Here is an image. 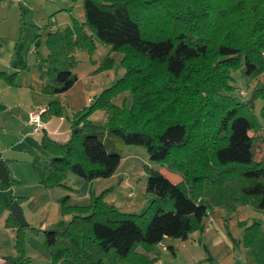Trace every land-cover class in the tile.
<instances>
[{
	"label": "trees",
	"instance_id": "trees-1",
	"mask_svg": "<svg viewBox=\"0 0 264 264\" xmlns=\"http://www.w3.org/2000/svg\"><path fill=\"white\" fill-rule=\"evenodd\" d=\"M82 1L83 21L74 19L64 29L48 33V53L40 58V64L47 67L44 92H64L73 85L77 76L72 71V53L76 48L91 52L95 39L110 50L123 52L126 71L87 108L75 112L65 142H57L43 131L41 144L51 158L42 169L41 184L63 185L68 171L87 181L109 177L120 163L122 147L128 144L144 146L151 161L168 164L184 178L172 182L161 171L149 168L146 191L154 197L140 214L122 212L101 196L80 207L68 206V195L63 196L59 199L61 212L72 214L67 228L44 231L43 245L50 249L52 262L153 263L158 257L139 254L138 246L149 252L164 237L187 240L214 206L229 203L228 194L234 191L226 177L233 180L230 184L238 176L244 177L241 193L253 198L264 214V167L254 162L249 133L260 124L247 103L232 97L234 88L229 84L230 72L238 64L243 75L264 74V0ZM156 68L169 81L151 85L149 78ZM0 77L13 83L16 73L0 71ZM124 89L133 94L129 108L111 102L112 94ZM205 93L208 118L196 123V115L203 109L198 99ZM255 94L263 102L260 116L264 123V88H257ZM152 98L154 103L165 99L156 107L148 105ZM96 109L108 111L103 125L89 119ZM63 113L64 106L51 102L40 118L44 121ZM186 156L191 160H185ZM227 189L224 197L222 192ZM7 221L18 227L23 264L21 245L29 225L19 226L11 214ZM258 226H245L243 236L256 262L264 264V230ZM0 264L16 263L4 259Z\"/></svg>",
	"mask_w": 264,
	"mask_h": 264
},
{
	"label": "rangeland",
	"instance_id": "rangeland-1",
	"mask_svg": "<svg viewBox=\"0 0 264 264\" xmlns=\"http://www.w3.org/2000/svg\"><path fill=\"white\" fill-rule=\"evenodd\" d=\"M19 1L21 7L18 6ZM6 3L8 4V6L4 9L6 10L5 13L8 15V18L10 20L12 18H15V20L18 19L19 14L24 15V9L28 11V14H31L32 7H35V10H37L36 16L38 18L36 17L35 19L37 20L31 25H37V28H34L35 35L31 36V39L33 41L39 40V45L35 46L41 53L48 52L46 38L48 36V33L50 32V26L54 28L57 27L62 30V28L64 29V27L71 24L74 19L80 22L84 20L82 0H6ZM94 45L95 48H93L91 52L86 48H76L72 53L73 59L75 60L72 66V71L77 76V80L74 82L75 84L74 87H72L70 95L67 92L66 96H64L66 101L70 103V108H68V110L74 109L71 113H69L71 118H73L75 112L87 108L91 100L95 97L92 96V93L87 94L86 96L82 94L85 84L83 75L90 74V76L92 75L93 77L97 78L101 77L104 80V86L95 94L96 96H98L105 88L111 87L118 79L124 76L126 71L125 67L122 64L124 54L121 50H110L109 45L103 44L97 39H95ZM41 65L42 64H40L39 62V65H37L34 70L39 71ZM236 67H238L236 70H232L230 72L231 80L229 84L234 88L231 95L237 102L247 103L250 106L251 112L256 116L258 123L260 124L258 125V127L250 130L249 133L253 139L252 154L254 162H256L259 167H264V123L260 116V108L263 102L255 94L257 88H264V74H258L257 76H248L245 74L243 75L240 70L242 68V65L238 64ZM43 68L47 69L46 66H44ZM43 68L41 71H43ZM153 74L154 76L152 78H149L151 85H157L161 82H165V80L169 81L168 77L165 75L164 71L161 68L154 69ZM47 78L48 76L46 73L43 75L41 74V77L39 75L40 81L44 80L47 82ZM174 85H176V83L173 81L172 86ZM218 93H225L226 95H230L229 92L224 91H219ZM205 95L206 93L198 99L199 104L200 102L203 103V109L199 111L200 115L197 113L196 123H204L208 118L204 113V110L209 107V104H207V101L205 100L207 98V96ZM164 99L165 98H161L159 100H156V103H154V99L152 98L151 100H149L150 102L148 103V105L154 103L155 106L158 107L157 104L162 103ZM111 102L119 107L126 106L127 108H129L133 103V94L130 89H124L115 92L114 94H112ZM160 106L161 105H159V107ZM212 108L214 109L215 106L212 105ZM208 110H210V107L208 108ZM63 115H65V119L68 122L70 118V116H68V113H63ZM51 117L57 118L59 116L53 115ZM51 117H49L48 119H50ZM217 124L218 123L212 122L213 126H216ZM45 133L48 135L47 130L45 131ZM37 135L39 134L29 136L24 145H19L5 154L6 156L11 157L12 155H15L17 151V158L12 162L17 164L16 166L18 167H22L27 164L25 162L26 160L32 161L28 164L31 173L28 175V178L23 177V184H27L25 181H35L37 179L36 176H34V172L36 170H38L39 173L41 171L40 175L42 178L44 157L46 156V154L47 156L51 155L41 144L42 134L38 136L39 139L37 140V142H35L34 138H36ZM26 147H28L29 156H27L26 153L22 152V150H24ZM179 153L183 154L181 152ZM197 156L199 158L201 157L200 155ZM197 156H194V158ZM121 157L126 158V160L122 163L120 169H118V172L115 170L116 172L114 171L111 176L106 178H99L100 180H108L112 178L111 181H114L112 188H102L97 196H101L102 200L107 203H112L117 209L119 208V210L122 212L140 214L145 209H147L151 201L150 198L154 197V194L149 192L147 193L146 186L142 187V182L144 180L146 182L149 168H153L166 174L168 173V178L172 182L182 181L184 178L183 174L176 170H172L168 164L164 165L159 162L151 161L149 158V154L144 146L133 144L124 145L121 150ZM184 159L188 161L191 160L189 156L184 157ZM195 161H197V159H195ZM209 162L212 163L211 159L209 160ZM192 163L194 164L196 162L193 161ZM225 179H227L228 185H230V187H232V190L234 191V193H231V191L229 190L230 193L228 194L229 196L227 199V202L232 203L233 205L229 206L231 205L229 203L226 205H216L213 207V212L203 217V226L207 223L208 218H211L210 221L213 220V222L209 224V228L207 229V231H205L207 232L206 235L208 236H206L205 239L197 241L192 247H185L183 245V247H181L180 243L182 242V240L179 238L171 237L162 239V244L161 242H159L152 245L150 250L152 252L159 253L161 255V259H163L160 260L157 264H259L256 262L255 256L253 255L252 247L244 242L243 234L245 226H251L254 223L259 224L258 227H261V229L264 230V214L260 209L256 207L253 198L245 196L243 193H241V188L245 186L244 183L246 181L244 177L238 176V178L235 180V184H230V182L233 181L232 179H228V177H226ZM65 180L66 175L63 179V185L59 186L68 190L67 186L65 185ZM211 181L213 182V180ZM13 182L11 180V182L7 185V182L3 183L0 180L1 214L4 212L6 207L10 205L9 203L11 200L12 192L15 191L14 193L19 194V192L25 193L26 191V189L24 188H26L27 186H23L22 183L20 184L19 182L16 183V188L14 190L12 189V191H10V189H8L7 193H4L3 191L7 190V188L13 185ZM250 182L251 180L247 181V183ZM140 184L141 187L139 188ZM205 185L208 187L210 185V188L213 187L212 184L208 185L207 183ZM144 188L145 190L142 191ZM73 193L75 194V192ZM227 193L228 189L222 192L224 197L227 195ZM71 194L68 193L70 198L68 197L67 203L72 199V203L79 204L78 207H80L84 202L79 201L78 197L75 198L76 194L74 197H72L73 195ZM37 195L41 199V201L43 199H46V194L42 190H39L37 192ZM18 198L13 199L12 201L18 202ZM146 199L149 201L146 202ZM32 202L34 203L35 200H32ZM49 211L50 209L48 205L36 208L33 211L32 215V221L35 222L34 226L29 224L26 214L24 213V211H22L24 219L27 222V225H29L26 226L23 232V246L21 245V249L23 247V257L25 262L23 264H64L61 260L58 259L55 260L54 263L52 262L49 248L44 247L48 250V252H45L44 255V251L41 250L40 246H43L44 244L43 241L45 230L43 228L40 229V224L43 223V221H46L48 225L46 230L63 231L67 228V225L72 217L69 220H67L66 218H62L60 219L61 223L56 224L58 218L53 220V222L51 221L52 218H46ZM60 214H62V216H69L71 213H62L60 208ZM7 218L8 217H5L0 224V259H7L16 264H21L22 253L19 248L20 245L17 244L18 227L12 226L10 223H8ZM1 219L2 217H0V220ZM51 222L53 223V226H50L52 225ZM197 233L201 234L199 231ZM214 236H219V239H213ZM171 241L173 242V245L175 244V246L178 245L179 247V252H176L177 259H173L174 254L171 253V251L167 250L166 246L162 247L164 243H171ZM161 247L167 251H163ZM141 249L142 246L139 245L137 249V252L139 254L143 253ZM208 257L212 258V260H210L211 262L209 261Z\"/></svg>",
	"mask_w": 264,
	"mask_h": 264
},
{
	"label": "crops",
	"instance_id": "crops-1",
	"mask_svg": "<svg viewBox=\"0 0 264 264\" xmlns=\"http://www.w3.org/2000/svg\"><path fill=\"white\" fill-rule=\"evenodd\" d=\"M7 6L8 4L6 3V0H0V71L6 74L16 73L17 76L13 83H8L6 80L0 77V159H2L6 165L8 171V181L9 179L12 180V182L14 181L13 185H11L9 188H7V190H4L3 192L7 193L8 189L12 191V189L14 190L16 188V183H22L23 186H27L26 188H24L26 189L25 193L19 192L18 194L14 193L15 191L12 192L10 203L13 199L19 197L18 203L22 208V211H24V213L26 214L29 224L33 226L35 225V222L32 221L33 211L36 208L44 207L45 205H48L50 209L46 218H52V222L53 220L58 218L56 224H60V219L66 218L67 220H69L72 217V214H70L69 216H62V214H60L59 199L62 198L63 195H68V193L71 194L72 192V197H74L76 194L75 198L78 197L79 201L84 202L83 204H81V206H88L90 203V197L94 198L95 196H97L100 190L104 187L112 188L114 181H111L112 178L108 180H100L99 178H95L91 181H87L86 179L75 173L67 172L65 185L67 186L68 190H66L61 186H43L41 184V171L39 173V171L36 170L34 172V176H36L37 179L35 181H25L27 184H23V177L28 178V175L31 173L28 164L32 161L26 160L25 162L27 164L22 167H18L16 166L17 164L12 162L17 158V151L15 155H12L11 157L5 155L13 148H16L19 145H24L29 136L35 134L40 135L43 133V131L46 130L48 131V135L51 139L63 143L69 138V134L72 129L71 125L76 120L74 118H71L69 113H71L74 109L68 110V108H70V103H68L64 97L66 96L67 92L70 95L72 87H74L75 83H73V85L64 92L47 93L43 90L46 81H40L39 79V75L41 77V74H45L46 68H43L45 65H41L39 71L34 70L37 65H39L40 58H45L48 53H41L40 51L35 50V47L39 45L40 42L39 40L33 41L31 39V36L35 35L34 28H37V25H31L37 20L35 19L37 17V10H35V7H32L31 14H28V11L24 9V15L19 14L18 19L15 20V18H12L10 20L8 18V15L5 13L6 10L4 9ZM18 6L21 7L20 1L18 3ZM57 29L60 30V28L57 27H49V30L51 32ZM42 68L43 71H41ZM83 76L85 84L82 94L86 96L87 94L92 93V96H96L95 94L104 86V80L101 77L97 78L93 77L92 75L90 76V74ZM51 102H58L62 106H64L65 113H68V116H70L71 119L69 118V121L67 122L65 119V115L59 116L57 118L51 117L50 119H46L43 121V126L40 129L34 130L33 125L30 122L31 114L34 112H42ZM107 116V110L98 109L93 111L89 115V119L93 123L100 125L106 121ZM39 135L34 138L35 142H37V140L39 139ZM22 152L26 153V155L29 156L28 147L22 150ZM124 157H121L122 159L120 160V163L116 168L117 172L118 169H120L122 163L126 160V158ZM50 158L51 155L47 156L46 154L43 161V167L48 164ZM163 174L168 177V173ZM143 186H146L145 180L142 182V187ZM140 187L141 184L139 188ZM39 190H42L46 194L45 200L43 199L41 201V199L38 197L37 192ZM144 190L145 188L142 191ZM73 192H75V194ZM68 197L70 198L69 195ZM152 199L153 198H150V200ZM32 200H35V202L33 203ZM148 201L149 200L146 199V202ZM72 202L73 201L71 199L67 203V205L79 206V204H74ZM213 211L214 209L211 212ZM9 215L10 212L7 206L4 212L2 214L0 213V217H2V219L0 220V224L2 220ZM210 219L211 218L207 219V223L204 226L201 223V226L198 230L191 233L187 240L182 241L180 243L181 247H192L197 241L205 239L206 236H208L206 235L207 232L205 231H207V229L209 228V224L213 222V220L210 221ZM52 222V225L50 226H53ZM47 226L48 225L46 221H43V223L40 224V229L43 228L44 230H46ZM198 231L201 234H198ZM34 239L36 240L35 237ZM213 239H219V236H214ZM172 241L171 243H164L162 247L166 246L168 248L167 250L171 251V253L174 254L175 258L173 257V259H177L176 252H179V247L178 245H173ZM170 246L172 247V249L169 248ZM40 247L41 250L44 251L43 253L45 255V252H48V250L44 248V245ZM162 250L167 251L164 250V248H162ZM141 251L149 257H158V260H156L153 264H157L160 260H163L161 259V255L157 252H152L151 250L149 252H146L143 248L141 249ZM208 258L209 261L212 260L211 257ZM3 260L4 259H0V263H2Z\"/></svg>",
	"mask_w": 264,
	"mask_h": 264
},
{
	"label": "water",
	"instance_id": "water-1",
	"mask_svg": "<svg viewBox=\"0 0 264 264\" xmlns=\"http://www.w3.org/2000/svg\"><path fill=\"white\" fill-rule=\"evenodd\" d=\"M0 180L3 183L8 182V171H7V168H6L4 161L2 159H0ZM8 210H9L10 214L18 222L19 226L27 225V222L24 219L22 210H21L17 201H12L10 203V205L8 206Z\"/></svg>",
	"mask_w": 264,
	"mask_h": 264
},
{
	"label": "built area",
	"instance_id": "built-area-1",
	"mask_svg": "<svg viewBox=\"0 0 264 264\" xmlns=\"http://www.w3.org/2000/svg\"><path fill=\"white\" fill-rule=\"evenodd\" d=\"M30 122L32 123L34 130H38L43 126V121L40 118V113H32L30 117ZM164 264H171V263H164Z\"/></svg>",
	"mask_w": 264,
	"mask_h": 264
}]
</instances>
